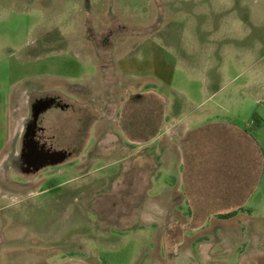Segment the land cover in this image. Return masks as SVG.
Instances as JSON below:
<instances>
[{"label": "rangeland", "instance_id": "obj_1", "mask_svg": "<svg viewBox=\"0 0 264 264\" xmlns=\"http://www.w3.org/2000/svg\"><path fill=\"white\" fill-rule=\"evenodd\" d=\"M71 74L94 88L90 154L104 155L87 176L90 154L76 175L74 163L22 173L28 93L55 90ZM22 88L29 92L18 96ZM0 99V118L10 107L0 264H252L254 250L263 259L264 174L239 205L246 219L205 220L215 206L195 204L190 217L187 204L154 196L163 188L148 183L144 138L164 125L161 135L206 125L201 135L220 150L221 127L264 137V0H0ZM142 137L143 148L126 154L124 143L137 148ZM220 157L232 170L243 162ZM205 158L204 188L219 191L212 180L220 164Z\"/></svg>", "mask_w": 264, "mask_h": 264}, {"label": "crops", "instance_id": "obj_2", "mask_svg": "<svg viewBox=\"0 0 264 264\" xmlns=\"http://www.w3.org/2000/svg\"><path fill=\"white\" fill-rule=\"evenodd\" d=\"M60 77L64 78V80L69 79L70 82L65 80L66 83L59 85L55 90L41 91L34 89L31 91V96L28 93V101L26 102L27 115L18 133L19 135H34L36 128L38 130L43 129L42 135L55 136V142L56 144L58 143L55 147V152L66 149L72 151V156L68 161L52 163L51 166L58 169V172L62 171L61 166L74 163L73 172L76 175L79 166L93 156V160L86 166H83L86 170L84 175L87 176L91 173L95 159L104 155V151L98 153L97 156L90 154L93 146L92 140L95 137L94 135H97L96 130H98L96 127L98 123H96L94 117L95 95H92L94 88L91 84H83L82 81L77 82L80 78L78 75L74 77V74H71L70 76ZM18 82H21V79L14 83L16 85L11 84L9 86H12L13 92ZM16 91H18V96H20L21 92H25L26 89L22 88ZM140 91L142 92V90ZM142 94L139 93L137 96L139 97ZM10 96L7 95L8 102ZM2 106L4 105L2 104ZM9 108H1L0 135H3V141L0 144V152L5 145L6 135H9L7 127V123H9L7 119ZM164 127L165 125L157 127L158 132L155 129L149 137L144 138V140H150L151 146V152L145 153L146 156L152 159L148 183L150 187H154L155 184L160 183L159 187L163 188L159 194L154 196L158 197L166 193L168 203L173 205L178 203L187 204L189 216L192 212L190 205L195 204L215 206V210L206 211V215L203 218L205 220L212 219L213 215H222L232 211H236V214L228 219H239L240 216L246 219L239 212L241 209L239 205L246 203L254 194V186L261 183L264 174V137L252 135V133L248 132V129L236 126H231L228 129L221 127L225 135L218 140L224 149L220 150L214 142L210 143L209 140H206V135H201L206 125L184 130L178 135H174L172 130L169 129L170 127L165 129V135H161ZM63 135H70V138L68 139ZM101 135H104V133ZM164 139L166 142L161 143ZM59 140H62V142L60 143ZM64 140L66 143L63 142ZM102 140H107V138ZM144 140L142 137L139 138V142H134L138 145L137 148L125 142L123 145L125 153L129 154L133 150H135V153H138L141 150L139 148H143L142 141ZM226 141H228V145L232 146L230 149L224 148L226 147ZM208 146L210 147L209 149ZM224 153L235 154L242 158L243 162L241 163L234 161L238 165L236 167L239 173L241 172L240 174L237 170H232V167L229 165L227 167L222 166L225 163V159L221 158L220 155ZM206 155L212 156L211 161L213 163L220 164L221 168L216 172V175L215 171H212V175H215L212 181L213 183L214 181L216 182V189H220L219 191L208 193L209 191H206L204 188L208 181H205L202 171L199 169H201V165L206 160ZM230 162V159H227V163L229 164ZM161 173L165 175L163 180H161ZM80 177H83V175L75 176L73 179L76 180ZM159 178H161L160 182L157 180ZM257 251L254 250V252L249 254V257L252 258L251 263L264 264V257L261 254L263 259L254 260L255 255L253 254Z\"/></svg>", "mask_w": 264, "mask_h": 264}, {"label": "flooded vegetation", "instance_id": "obj_3", "mask_svg": "<svg viewBox=\"0 0 264 264\" xmlns=\"http://www.w3.org/2000/svg\"><path fill=\"white\" fill-rule=\"evenodd\" d=\"M43 131L36 128L34 135H23V141L20 143L21 152L17 154L19 164L22 165V173H36L52 167V163L68 161L72 156V151L68 149L55 152L57 145L55 136L42 135Z\"/></svg>", "mask_w": 264, "mask_h": 264}, {"label": "trees", "instance_id": "obj_4", "mask_svg": "<svg viewBox=\"0 0 264 264\" xmlns=\"http://www.w3.org/2000/svg\"><path fill=\"white\" fill-rule=\"evenodd\" d=\"M253 118L254 119L256 118L255 115H253ZM256 122H257V120L253 121L254 124H257ZM235 214H236V211H232V212L225 213V214L218 215V216H219V218H222V219H228V218L234 216Z\"/></svg>", "mask_w": 264, "mask_h": 264}]
</instances>
